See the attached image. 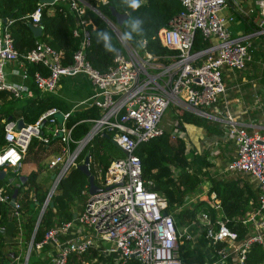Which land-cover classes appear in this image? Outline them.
<instances>
[{
    "label": "built area",
    "instance_id": "obj_1",
    "mask_svg": "<svg viewBox=\"0 0 264 264\" xmlns=\"http://www.w3.org/2000/svg\"><path fill=\"white\" fill-rule=\"evenodd\" d=\"M52 1L66 3L69 11L77 16L89 7L83 0ZM177 1L179 12L167 27L157 31L161 46L174 51L166 65L157 62L149 53L139 56L115 25L110 28L122 52L119 50L120 53L114 56L112 66L99 72L85 57L89 33L84 19H79V25L71 31L78 43L70 62L65 64L63 54L44 42H37L25 52H17L7 26L0 24V92H7L13 99L31 95L29 86L11 82L7 79L8 74L29 79L38 92L47 93L54 90L60 76L81 73L89 79L92 91L85 107L94 106L98 110V116L79 120L89 124L79 140L72 139V126L66 125L73 110L61 112L51 107L30 124H25L20 117L7 121L3 125L0 170L19 168L31 137L42 143L48 140L47 136L42 137L43 134L57 138L58 149L46 163V169L53 174L42 204L45 207L59 180L75 165L77 154L95 135L109 133L122 154L105 167L92 163L89 166L88 161L87 170L92 169L89 172L95 191L88 193L87 185L80 191L84 203L73 213L74 218L50 227L41 240L33 245L29 243L28 252L31 247L38 252L45 249L42 253L49 259V264H69L70 256L80 257L91 249L101 257V260L93 258L92 264H127L130 258L139 264H181L178 245L182 238L191 240V236L187 227L175 228L171 212L165 211V199L150 189L151 180L141 176L140 159L134 153L139 143L163 133L161 119L170 105L221 122L223 140L234 144V155L226 170L248 175L257 187L256 207L240 219L241 223L248 224L250 235L238 245L233 242L235 232L219 219V201L214 195L209 196L215 217H209L205 211L197 215L207 244L222 242L226 249L238 251L237 264L243 263L244 253L251 243L263 245L264 128L249 133L247 125L234 117L226 106L220 110L216 105L225 93L223 70H241L251 61L250 34L230 35L225 24L233 17L219 16V11L232 0ZM44 5L38 3L30 14L25 15L33 26L40 27ZM253 5L264 16V0H253ZM195 32L207 43L203 48L190 51ZM262 32L255 30L253 34ZM9 63L15 68L7 73ZM31 64L38 68L29 74L25 66ZM210 108L211 112L206 111ZM18 119L23 125L16 130ZM169 126L172 138L186 140L178 119L174 118ZM9 200L10 196L0 187V203L8 204ZM16 207L15 203L13 208ZM225 247L216 250L217 259L204 264H221L227 255ZM80 264H86L85 260Z\"/></svg>",
    "mask_w": 264,
    "mask_h": 264
},
{
    "label": "trees",
    "instance_id": "obj_2",
    "mask_svg": "<svg viewBox=\"0 0 264 264\" xmlns=\"http://www.w3.org/2000/svg\"><path fill=\"white\" fill-rule=\"evenodd\" d=\"M83 1L89 7H85L80 16L69 11L66 3L53 2L44 5L40 14L41 34L34 37L28 27L30 21L25 15L36 8L37 0H0V24L7 26L17 52H25L37 42H44L63 54L65 64L70 62L71 53L78 43L77 39L71 35V31L79 25V19H84L87 21L85 26L89 33L85 57L92 67L99 72H105L113 65L115 53L106 50L105 41L102 37H98L97 33L109 32L111 45L115 46L116 51L122 52V49L113 31L101 18L100 15H102L117 27L123 39L139 56L149 53L162 65L169 63L174 51L161 46L157 31L167 27L172 17L179 12L180 5L177 0H144L142 6L138 10H132L119 26L110 15L108 7L112 6L119 13L127 12L129 9H127L126 0H105L103 3L94 0ZM129 18H132L133 23L137 18L142 20L143 31H133L131 26L126 28ZM6 20L11 22L8 24ZM126 32L130 33L131 39L125 37ZM206 43L195 32L190 51L203 48ZM25 68L31 74L38 67L36 64H31L26 65ZM28 86L32 91L31 95L23 96L21 99H13L7 92H0V148L4 145L3 125L7 121L20 117L25 124L33 123L42 111L57 104V99L53 96L40 95L33 84L29 83ZM96 116H98V110L94 106L73 110L66 121L68 127L72 126V139H81L89 128L87 122H79V120ZM173 117L178 119L181 129H184V124L203 129L205 138L202 135L193 140L192 130L186 131V140L172 138L169 132L163 131L160 136L139 143L134 153L140 159L141 176L151 180L150 189L161 194L165 199V211L171 212L175 228L179 230L181 227H187L191 236V240L182 238L178 245V258L181 264L211 263L218 258L216 250L225 247L226 244L222 242L207 244L202 235L201 224L197 220L198 213L205 211L209 217H215L208 196L213 194L219 201V219L228 229L235 232L236 237L233 242L238 245L247 240L250 235L248 224L241 223L240 219L256 207L257 187L248 175L226 170L227 163L232 159L226 152H223V156L220 157L221 165L225 166L223 171H219L221 166L210 160V150L204 149L203 141L210 139L211 143H215L222 136L216 121L187 111H181ZM45 136L48 137L47 143H42L34 137H31L27 143L24 160L28 156L38 168L28 171L23 182L17 187L15 197L17 207L13 208L9 204L0 203V264H22L29 243L33 245L41 240L44 232L50 227L71 220L73 213L81 208L84 196L80 194V191L86 188L88 180L76 166L85 156L89 158V166L92 163L102 167L122 156L121 152L111 144L109 133L95 135L77 154L74 159L75 165L69 169L68 174L59 180L55 192L39 217L49 185L46 179L38 180L41 165L39 162L47 150L57 149L53 144L57 138L49 134L42 135V137ZM226 144L232 145V142L227 141ZM73 146L74 144L71 145ZM225 150L226 148H223L221 151ZM89 171L92 172L91 167ZM20 177L21 175L12 181V178L5 180L3 175L0 178V187L10 196ZM201 183H204L206 187V199L196 200L186 205L184 198L197 191ZM32 250L33 247L25 264H49V259L42 253L45 249L40 251L38 258H31ZM225 250L227 255L221 264H237L238 251L232 248L226 249V247ZM93 258L101 260V257L91 249L83 256H70L68 263L80 264V261L84 259L86 264H92ZM127 264L139 263L134 258H130ZM242 264H264V239L263 245L255 242L249 245L244 253Z\"/></svg>",
    "mask_w": 264,
    "mask_h": 264
},
{
    "label": "crops",
    "instance_id": "obj_3",
    "mask_svg": "<svg viewBox=\"0 0 264 264\" xmlns=\"http://www.w3.org/2000/svg\"><path fill=\"white\" fill-rule=\"evenodd\" d=\"M252 1L253 0H232L218 13L219 16L233 17L232 21L225 24L230 35L238 36L250 34L249 44L251 61L241 70H235L232 72L223 70L222 80L225 85V93L216 104L220 110L223 109V106H226L234 117H236L242 124L247 125V131L249 133L260 131L264 128V32L253 34V31L255 30H264V16L261 15L257 6L252 5ZM14 68V64H7V73ZM83 77H85V80L87 81V90L89 93L81 96L85 90L84 85L80 84V80H82ZM7 79L14 83H24L27 86L31 83L29 79L22 80L20 77L12 76L10 74H8ZM16 79H19V81H15ZM38 93L40 95L48 94L56 98L57 104L54 107L61 112H65L85 107L90 101L92 91L89 79L84 74L76 73L60 76L52 92ZM211 110L212 108L207 109L206 111L211 112ZM216 122L219 124L222 131V123L217 120ZM187 130L193 131V140H196L202 135L204 136L203 138H205L206 134L203 129H197L191 125L184 124L185 133ZM227 141L223 140L222 136L215 143H211L210 139H204V149L210 150V160L212 162L213 158L217 156L220 158L223 156V152H226L228 157H233L234 144L232 141V145L226 144ZM53 144H55V147L58 149L57 142H54ZM224 144H226V146H223ZM223 148H226L227 151H221ZM57 149H53L50 156H52ZM49 151L47 150V152ZM211 155L216 156L212 157ZM22 160H24V157ZM44 166L46 169V164ZM220 166L223 167L224 170V164ZM19 167H21V164ZM187 198L188 197L184 199L186 200Z\"/></svg>",
    "mask_w": 264,
    "mask_h": 264
},
{
    "label": "rangeland",
    "instance_id": "obj_4",
    "mask_svg": "<svg viewBox=\"0 0 264 264\" xmlns=\"http://www.w3.org/2000/svg\"><path fill=\"white\" fill-rule=\"evenodd\" d=\"M160 63V62H159ZM156 71V70H154ZM15 81H19V79H16ZM80 84H83L85 87L84 93L81 95H87L89 92L87 90V81L85 80V77H83L82 80H80ZM90 89V87H89ZM65 104V103H64ZM63 104V105H64ZM182 110L170 105L167 110L165 111V113L163 114V117L161 119V125L164 129V131L169 132L170 130V126H169V122L173 121L174 114H179ZM53 152V148H51V150L49 152H46V154L43 156V158L40 160V174L38 176V180H43L46 179L47 183H51V174H53V172L45 169V164L47 163L50 154H52ZM212 157L216 156V155H211ZM30 157V156H29ZM214 163L218 164V166L221 165L220 163V158L219 156L215 157L212 159ZM38 168V166L35 165V163L32 161V159L27 158L25 160H22L21 162V167L17 168V169H6L4 175H5V180H9L12 178V181H15L16 178H18L19 175L21 176H25L29 170H36ZM219 171H223V167H219ZM4 172V170H0V173ZM48 185V187H49ZM205 191H206V187L204 183H201L199 189L197 191H195L194 193L190 194L189 197L185 200L186 201V205H188L190 202H194L196 200H205L206 199V195H205ZM40 257V252L35 251L34 249L31 252V258H38Z\"/></svg>",
    "mask_w": 264,
    "mask_h": 264
},
{
    "label": "water",
    "instance_id": "obj_5",
    "mask_svg": "<svg viewBox=\"0 0 264 264\" xmlns=\"http://www.w3.org/2000/svg\"><path fill=\"white\" fill-rule=\"evenodd\" d=\"M38 3L40 4H52L53 1L52 0H37ZM110 15L114 18L115 23L119 26L121 25V23L123 22V20L132 12V9H129L127 12L124 13H119L117 11L114 10V8L112 6L108 7ZM100 15V14H98ZM101 18L104 20V22H106V24L109 26V28L113 25L106 17L100 15ZM28 27L30 28L32 34L34 37H38L41 34V27L39 26H33L32 24H28ZM111 29V28H110ZM264 31V30H263ZM120 53L119 50H117L115 52V55H118ZM57 119L58 121H60V115H57ZM22 121L20 119H18L16 121V126L15 129L19 130L22 127ZM111 144L114 145L116 148H118V146L116 145V143L113 140H110ZM119 149V148H118ZM120 150V149H119ZM121 151V150H120ZM123 152V151H122ZM89 158L88 156H85V158L83 159V161L78 164L76 167L87 177L88 180V193H93L95 191V186L93 183V176L90 174V172L87 170V164H88ZM69 172V170L66 172L65 175H67ZM4 175V172L0 173V178ZM24 176H21L19 178L18 183L15 184V188L13 189V191L10 194V200L8 202V204L13 207L15 204V197H16V193H17V187L19 186V184H21L23 182ZM186 198V197H185ZM44 209V206H41V209L39 211V217L42 214V211ZM72 218H74V214L72 215ZM29 252H28V248L26 250V254H25V263L27 261Z\"/></svg>",
    "mask_w": 264,
    "mask_h": 264
},
{
    "label": "clouds",
    "instance_id": "obj_6",
    "mask_svg": "<svg viewBox=\"0 0 264 264\" xmlns=\"http://www.w3.org/2000/svg\"><path fill=\"white\" fill-rule=\"evenodd\" d=\"M144 0H126L127 3V9H132V10H138L142 4H143ZM143 21L140 19H136L135 23L132 22V18H129V20L126 22L125 27H129L131 26L133 31H137L140 30L141 32L143 31V29L141 28ZM125 37L127 39H131V35L130 33H125L124 34ZM98 37H102L103 40L105 41V46H106V50L109 52H116V48L115 46L111 45V34L107 31H100L97 33Z\"/></svg>",
    "mask_w": 264,
    "mask_h": 264
}]
</instances>
